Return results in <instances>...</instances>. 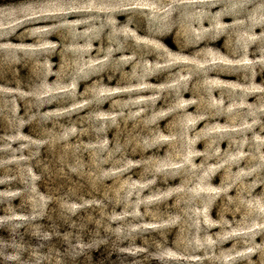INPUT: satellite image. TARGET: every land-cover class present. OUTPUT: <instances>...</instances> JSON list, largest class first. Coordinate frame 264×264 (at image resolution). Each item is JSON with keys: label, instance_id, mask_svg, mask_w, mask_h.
<instances>
[{"label": "rangeland", "instance_id": "rangeland-1", "mask_svg": "<svg viewBox=\"0 0 264 264\" xmlns=\"http://www.w3.org/2000/svg\"><path fill=\"white\" fill-rule=\"evenodd\" d=\"M0 264H264V0L1 7Z\"/></svg>", "mask_w": 264, "mask_h": 264}, {"label": "trees", "instance_id": "trees-1", "mask_svg": "<svg viewBox=\"0 0 264 264\" xmlns=\"http://www.w3.org/2000/svg\"><path fill=\"white\" fill-rule=\"evenodd\" d=\"M34 1H39V0H0V8L1 7L15 6V5H19L22 3H29V2H34ZM167 43H169V42H167Z\"/></svg>", "mask_w": 264, "mask_h": 264}]
</instances>
